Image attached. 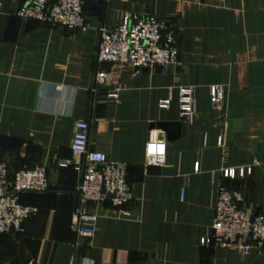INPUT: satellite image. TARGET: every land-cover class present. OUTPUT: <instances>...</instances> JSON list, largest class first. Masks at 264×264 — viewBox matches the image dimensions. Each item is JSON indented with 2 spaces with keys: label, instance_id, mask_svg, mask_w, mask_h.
I'll list each match as a JSON object with an SVG mask.
<instances>
[{
  "label": "crops",
  "instance_id": "0c3cea01",
  "mask_svg": "<svg viewBox=\"0 0 264 264\" xmlns=\"http://www.w3.org/2000/svg\"><path fill=\"white\" fill-rule=\"evenodd\" d=\"M18 6L0 0V160L9 171L44 165L48 190L19 194L35 211L23 234L0 233V264H264V241L244 253L199 243L210 232L219 183L239 190L254 212L264 206V0H84L85 28L72 30L20 19ZM130 14L166 22L177 37L175 64L134 73L96 60L98 29ZM96 71L106 72L104 82H94ZM181 85L193 88L189 123L177 114ZM209 85L223 87L216 110ZM162 98L166 109L157 107ZM78 119L88 124L87 150L126 164L131 195L129 218L108 202L90 204L98 218L88 238L69 228L80 173L57 166L70 158ZM156 122H178L177 133ZM150 137L163 140L162 166L143 163ZM236 166H250V174L221 177L220 168Z\"/></svg>",
  "mask_w": 264,
  "mask_h": 264
},
{
  "label": "built area",
  "instance_id": "2783aa9c",
  "mask_svg": "<svg viewBox=\"0 0 264 264\" xmlns=\"http://www.w3.org/2000/svg\"><path fill=\"white\" fill-rule=\"evenodd\" d=\"M15 12L20 19H32L51 26L66 29L85 28L82 16L84 0H18ZM106 2L107 0H88ZM98 62L109 64H127L134 73L141 69L164 67L177 61V37L172 31H166V22L152 15H124L110 28L98 29V43L95 52ZM106 72L96 71L94 82L106 79ZM56 90L59 86L54 87ZM120 89L116 84L114 91L107 94L115 99ZM221 85L207 86L208 103L211 109L220 108L223 101ZM168 98L157 101L159 109H166ZM177 114L180 120L191 122L194 118V97L192 86L177 87ZM88 124L84 120H74L69 141L70 158L57 161L58 167L71 166L80 173L75 187L77 204L71 211L69 228L79 237H91L96 229L97 214L89 210L94 206L108 202L115 216L129 218L131 212L125 205L131 195L125 180L126 164L106 159L102 151L87 150ZM216 147L223 148L221 134L215 137ZM143 163L146 166L164 164L163 140L150 137L143 148ZM80 158V159H79ZM71 159L76 160L73 162ZM79 159V160H78ZM197 170V163L193 164ZM250 166L220 168L222 178H242L249 175ZM213 176V172H211ZM48 182L45 166L35 164L22 166L9 171L6 163L0 160V233L19 236L24 233V220L35 208L21 205L18 201L22 192H45ZM182 192H180L181 197ZM264 241V206L254 212L243 201L241 192L222 183L216 186L213 218L208 236L199 239L200 244L234 249L247 252L252 246H261Z\"/></svg>",
  "mask_w": 264,
  "mask_h": 264
},
{
  "label": "water",
  "instance_id": "95a60500",
  "mask_svg": "<svg viewBox=\"0 0 264 264\" xmlns=\"http://www.w3.org/2000/svg\"><path fill=\"white\" fill-rule=\"evenodd\" d=\"M156 127L162 129L164 132H168L167 130H171L175 134L177 133V128H178V122H156Z\"/></svg>",
  "mask_w": 264,
  "mask_h": 264
}]
</instances>
